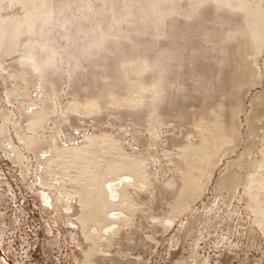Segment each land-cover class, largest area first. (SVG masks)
<instances>
[{
    "label": "bare ground",
    "instance_id": "1",
    "mask_svg": "<svg viewBox=\"0 0 264 264\" xmlns=\"http://www.w3.org/2000/svg\"><path fill=\"white\" fill-rule=\"evenodd\" d=\"M0 90V154L39 215L0 179L15 264L39 244L56 264H138L174 225L197 248L209 191L264 237V0H0Z\"/></svg>",
    "mask_w": 264,
    "mask_h": 264
},
{
    "label": "rangeland",
    "instance_id": "2",
    "mask_svg": "<svg viewBox=\"0 0 264 264\" xmlns=\"http://www.w3.org/2000/svg\"><path fill=\"white\" fill-rule=\"evenodd\" d=\"M0 95H1V90H0ZM65 96L66 95H63V97H62L63 100L66 99ZM12 105L13 104H11V103H6V106L10 110L12 109L11 112H13V106H14V105L13 106ZM112 121L116 122L117 120L113 119ZM88 129L89 130H87V131H89V132L92 131L91 128H88ZM80 135H81V133H79V134H78V132L76 133L77 137H79ZM238 148H239V146L235 150H238ZM8 169L12 173L9 172ZM0 170L2 173L0 175V177H1L0 179H4V180L6 179L9 182V184L13 187V191L16 190L15 194H17L18 197L20 196L21 200H24V208H25V211L28 212V215H30L31 218L33 216L35 218L39 217V215L36 212L32 211L33 204H32L31 193L29 191H26V189L24 190L22 188V185L20 184V182H17L18 176L14 175V170L12 169L11 163L9 162L8 159L3 157V155L1 156V154H0ZM15 173L17 174L18 172L16 171ZM209 194H210V191L208 192V195H207L208 198L206 199V201H207L206 204L208 203L207 205L210 204L212 206V208H214V207L216 208V211H215V208L212 209V215H213V212L215 211V213L213 215V217L215 219L213 218L214 223L212 226L211 225H205V224H202L200 226V228L203 230V233H202L201 239H199V241H198L199 244H198L197 248L190 244L191 238H188L185 241H183L181 238L178 242H176V243L173 242L174 240H172V238L170 239V237L173 235V233H175L174 229L176 228V225H174V227L169 228L170 230L168 229V231L165 230V231L157 232V236H156L157 240H155V241L153 240L150 242V239H147V241L150 243V246L147 247V250H145L144 252L141 253L142 259L139 258L140 261L138 262V264H175L176 260H178L179 263H181V264H192L193 257H191V254H193V251L194 252L197 251L199 253L200 257H202V258L205 257L207 259V260H205L204 264H243V263L244 264H264V237L261 235L260 231L257 228L250 226L251 223L248 219L249 214L244 207L243 201L238 200L239 201L238 202L237 198H232L230 201V204L228 203L229 205L227 203L223 204L222 201H219V198L216 197L217 199L214 200L213 195L211 196ZM8 195L11 196L9 192H8ZM12 196H13V193H12ZM213 200L216 202H214ZM231 206H232V208L234 206V208H233L234 210L231 208ZM221 208H223V209H221ZM229 208H230V210L231 209L232 210L230 211ZM236 209H238V210L236 211ZM206 210H207V208L205 209L203 207H200L199 217H201V216L204 217L205 213H206L204 211H206ZM223 211H224V213H223ZM238 211H239V213H238ZM154 212H156V211H154ZM154 212H151V214L152 213L154 214ZM157 213L158 212H156L154 215H156ZM203 213H204V216H203ZM234 213L235 214L238 213V214L235 215ZM228 214H230V215H228ZM221 215H222V217H221ZM216 218H218V219H216ZM224 218H226V220ZM228 218H229V222L227 220ZM230 219H232V220H230ZM216 220H218V221H216ZM222 220H224L225 224L223 223ZM35 223H36V219H34V220L31 219L30 225L32 226ZM215 223L217 225H215ZM226 225H228L227 226L228 228L226 227L227 229L225 228ZM213 226L217 227L216 229H218V230H216ZM248 226L250 229L251 228L252 229L250 230L248 228ZM28 228H25V230L27 231ZM240 229H241V231L242 230L243 231L241 232ZM231 230H232V232H231ZM256 230L258 231V233L256 232ZM28 232H30V231H28ZM147 232L150 234V231H147ZM39 234H38L39 237L43 238L44 234H42L41 232ZM228 236H229V238H228ZM250 236H251V238H250ZM167 237H169V239ZM13 238H14L13 239L14 246L17 247V245L19 243V239H18V237L17 238L13 237ZM215 240H216V242H215ZM30 241L33 242L35 240H32V238H31ZM199 245H200V247H199ZM29 254H30V260H32L33 264H56V263H53L50 260L46 259V256H45L46 254H45V252H43L40 244L31 248L29 250ZM130 255L133 256V258H134L138 255V253L132 251ZM0 256H4L9 261L8 264H15L13 261L12 255L9 253L6 254L4 252V250H2L1 246H0ZM26 264H29V263L26 262Z\"/></svg>",
    "mask_w": 264,
    "mask_h": 264
}]
</instances>
